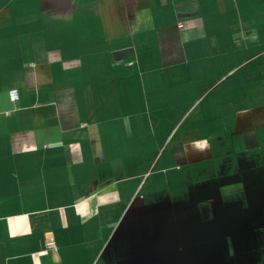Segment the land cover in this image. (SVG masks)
I'll list each match as a JSON object with an SVG mask.
<instances>
[{
  "label": "crops",
  "instance_id": "1",
  "mask_svg": "<svg viewBox=\"0 0 264 264\" xmlns=\"http://www.w3.org/2000/svg\"><path fill=\"white\" fill-rule=\"evenodd\" d=\"M0 264H264V0H0Z\"/></svg>",
  "mask_w": 264,
  "mask_h": 264
},
{
  "label": "built area",
  "instance_id": "2",
  "mask_svg": "<svg viewBox=\"0 0 264 264\" xmlns=\"http://www.w3.org/2000/svg\"><path fill=\"white\" fill-rule=\"evenodd\" d=\"M8 96H9V99L12 102H15L18 99L17 90L16 89L9 90ZM47 247L50 248V249H53L54 248V244L53 243H48L47 244Z\"/></svg>",
  "mask_w": 264,
  "mask_h": 264
}]
</instances>
